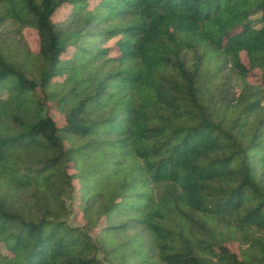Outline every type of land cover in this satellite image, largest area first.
<instances>
[{"label": "trees", "instance_id": "obj_1", "mask_svg": "<svg viewBox=\"0 0 264 264\" xmlns=\"http://www.w3.org/2000/svg\"><path fill=\"white\" fill-rule=\"evenodd\" d=\"M0 264H264V0H0Z\"/></svg>", "mask_w": 264, "mask_h": 264}, {"label": "rangeland", "instance_id": "obj_2", "mask_svg": "<svg viewBox=\"0 0 264 264\" xmlns=\"http://www.w3.org/2000/svg\"><path fill=\"white\" fill-rule=\"evenodd\" d=\"M68 8H62L59 10L57 16L58 17H61L62 15H64L66 12H67ZM24 32V35L29 43V45L31 46V48L33 50H36L37 49V46H38V40H37V35L36 33L32 30V29H29V28H26L23 30ZM242 59L245 63H247V59H246V56L244 53H242ZM248 79L252 82V83H259L260 81V74H259V70L255 69L253 71H251L249 74H248ZM55 119L57 121V123H61V118L59 117L58 114L55 115Z\"/></svg>", "mask_w": 264, "mask_h": 264}]
</instances>
